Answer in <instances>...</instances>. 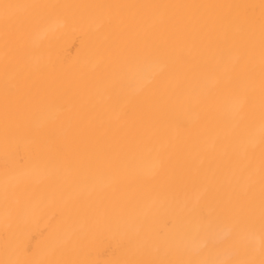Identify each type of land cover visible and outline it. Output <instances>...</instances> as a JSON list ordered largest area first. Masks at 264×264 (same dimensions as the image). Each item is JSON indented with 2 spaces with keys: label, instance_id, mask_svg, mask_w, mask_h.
<instances>
[{
  "label": "bare ground",
  "instance_id": "bare-ground-1",
  "mask_svg": "<svg viewBox=\"0 0 264 264\" xmlns=\"http://www.w3.org/2000/svg\"><path fill=\"white\" fill-rule=\"evenodd\" d=\"M0 264H264V0H0Z\"/></svg>",
  "mask_w": 264,
  "mask_h": 264
}]
</instances>
